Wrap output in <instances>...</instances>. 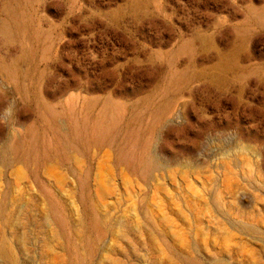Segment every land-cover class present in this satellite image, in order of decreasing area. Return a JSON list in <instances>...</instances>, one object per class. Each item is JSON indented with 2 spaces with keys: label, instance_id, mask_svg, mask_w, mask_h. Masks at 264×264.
Wrapping results in <instances>:
<instances>
[{
  "label": "rangeland",
  "instance_id": "rangeland-1",
  "mask_svg": "<svg viewBox=\"0 0 264 264\" xmlns=\"http://www.w3.org/2000/svg\"><path fill=\"white\" fill-rule=\"evenodd\" d=\"M0 118V264H264V0H0Z\"/></svg>",
  "mask_w": 264,
  "mask_h": 264
},
{
  "label": "clouds",
  "instance_id": "clouds-1",
  "mask_svg": "<svg viewBox=\"0 0 264 264\" xmlns=\"http://www.w3.org/2000/svg\"><path fill=\"white\" fill-rule=\"evenodd\" d=\"M5 115H6V116H7V115H10V111H9V110H6ZM0 123L7 124L8 121H7V119H5V118H0Z\"/></svg>",
  "mask_w": 264,
  "mask_h": 264
}]
</instances>
